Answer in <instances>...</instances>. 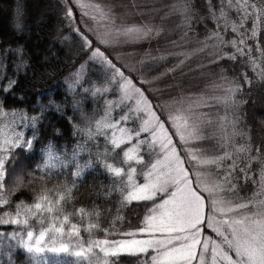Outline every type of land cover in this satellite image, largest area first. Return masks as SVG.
I'll return each mask as SVG.
<instances>
[{"label":"trees","instance_id":"16d2710c","mask_svg":"<svg viewBox=\"0 0 264 264\" xmlns=\"http://www.w3.org/2000/svg\"><path fill=\"white\" fill-rule=\"evenodd\" d=\"M170 1L174 3L173 0ZM177 1L183 7L182 0ZM259 2L264 4V0ZM212 3L218 15L219 0H212ZM173 17L176 22V31L172 34L175 36L173 42L194 44V47L188 48V53L195 58L193 62L197 66L196 70L192 71L183 69L185 80L177 81L176 86L180 88L181 94L188 97L190 96L187 94L196 93L199 86L201 87L198 89L203 91L209 89L201 100L211 107H200L198 112L200 126H203L201 114H206L207 119L214 121L205 128V135L215 132L219 137V118L226 114L229 119L233 118L232 111L226 109L218 100L226 95L224 89L230 86L241 88L234 97L238 102L235 115L240 118L236 129L246 135L243 138L236 136L234 140L236 146L250 145L252 151L240 153L238 163L243 167L247 163L246 157H260V161L253 162L248 172L251 179L245 181L240 178L236 181L240 195L249 196L256 190L254 181L259 180L260 169L264 166V80H260L253 72L247 57L237 56L235 61L221 59L218 63L213 62V54L216 51L213 45L217 41H208V47L212 45L211 49L205 47L204 43L209 32L216 30V23L209 18L206 0H190L187 22L178 10H175ZM229 17L233 21L238 20L234 11L229 12ZM245 27L251 29L252 23L248 22ZM257 31L259 44L264 47V31H261L260 27ZM65 32L67 24L62 0H0V104L3 105L4 113L0 115V130L9 135L22 133L23 142L32 141L30 149L21 146L8 153L5 188L2 191L10 203L0 205V214L9 212L15 216L17 204L23 202L32 206L37 202V196L44 194L54 202L59 201L58 206L63 211L58 213L54 209L51 213H43V226L46 227L55 220L56 227H60L64 216L71 213L68 222L64 224V232L69 231L71 224H76L80 230L79 237L69 238L64 235L58 238L56 246L59 247L62 242L67 245L69 252L45 251L35 254L27 252L20 243V237L27 240V230H32L34 235L38 234L42 226L35 217L29 219L27 226L0 225V232L5 234L0 239V264H36L37 260L39 264H104L105 259L108 264H141V261L151 256V251L147 255L130 256L120 253L117 256L109 254L105 257L99 248L94 247L92 252L95 255L85 251L87 259L72 254L82 251L77 247L78 239L84 241L83 250H86L89 239L111 241L127 238L107 233L129 232L142 227L151 202L122 205L120 193L111 191L113 181L120 178L113 177L103 167V163L106 160L115 166H121L118 161L122 160L123 148L115 149L104 133L95 134L93 138L88 136V130L96 133L95 122L104 109L105 98L103 94L93 93L92 86L103 83L105 73L98 62L91 60L87 62L86 73L74 90H69L63 85V77L69 68L79 64L88 54L86 45L75 33H71L68 39H61L62 33ZM234 38L235 34L231 30L224 36L225 40ZM92 44L94 45V42ZM248 44L254 45L255 41L249 40ZM191 48H197L193 55ZM219 50L227 53L234 51L230 46ZM258 55L254 50L253 56ZM179 57L180 55L171 54L145 59L141 65L143 74L146 79L156 76L163 80L167 78L170 87L175 80L170 73V77L164 74L175 70ZM178 73L176 75L179 77ZM243 73L247 74L250 84L245 82ZM225 78L237 83L229 85ZM134 79L136 82L143 81L135 74ZM10 81L15 83L5 91ZM215 85L224 87L217 88ZM144 90L150 97L151 92L147 88ZM33 116L37 117L35 123L28 119ZM217 143V139H206L200 141L199 145L211 150ZM257 148L260 149L259 153L256 152ZM216 151L223 152L224 149L216 148ZM143 154L149 157L147 153ZM228 163L231 161H225V164ZM78 169L80 176L75 175ZM235 176L241 177L242 174L237 171ZM66 189L72 190L70 198ZM61 194L65 195L62 200ZM81 208L85 210L84 213L80 212ZM39 215L40 213H37V216ZM20 219H24L23 213ZM92 224L97 225V228L86 232L85 229ZM13 232L20 234L17 240L11 239L10 234ZM51 235L52 233H49V236Z\"/></svg>","mask_w":264,"mask_h":264},{"label":"snow or ice","instance_id":"6c2138e0","mask_svg":"<svg viewBox=\"0 0 264 264\" xmlns=\"http://www.w3.org/2000/svg\"><path fill=\"white\" fill-rule=\"evenodd\" d=\"M183 7L178 9L188 20L190 12V0H182ZM209 11V18L216 23V30L209 32L204 43L208 47V41H217L213 47L216 51L213 54V62L218 63L221 59L235 61L237 56L247 57L248 62L254 73L260 80H264V47H261L258 40L257 28L264 31V4L259 0H219V14L214 9L212 0H206ZM234 11L238 17L233 21L229 17V12ZM71 16V10L68 13ZM220 21H223L221 24ZM251 22L252 28L248 29L245 25ZM243 29V30H242ZM231 30L235 34L232 40H225L224 36ZM151 29L129 28L125 30V35L138 34L141 38H146ZM250 32V35L248 33ZM86 42V37H82ZM255 41L254 45H249L248 41ZM224 46H230L233 52H222ZM243 46V47H242ZM202 50V49H201ZM256 51L258 57L253 56ZM94 57H99L106 61L120 77L123 83L120 85L124 92L123 99H136L138 112H148L149 119L144 120L141 128L137 130L136 137L141 133H149L150 141H139L138 144L122 149L123 159L118 161L123 166H115L114 163H108L106 160L103 167L118 181H113L111 191H118L122 196L121 204H131L133 202H151L152 207L148 209V215L143 219V226L129 232H108L107 235H121L131 237V239L121 240H92L87 241L88 247L84 249V241L77 240V247L82 251H76L72 254L76 257L87 259L85 251L92 252L94 247L99 248L100 252L108 257L109 254L117 256L121 252L130 256L147 255L151 250L154 254L147 260L141 261V264H264V166L259 172V180L254 181L256 190L249 196H241L238 189V181L243 178L245 181L251 179L248 172L253 162H259L260 157L248 156L247 163L241 167L238 163L240 153H250V145H235L236 136L244 137L246 133L236 129L239 122V116L235 115V109L238 102L234 100L235 94L241 91L239 86L225 88L226 95L218 98L219 102L224 104L226 109L232 111L233 118L229 119L226 114L220 117V136L215 132L205 135V128L214 123L207 119L206 114H201L203 126L192 124L191 131L187 137L177 127L173 135H179L182 144H187L191 140L197 146L194 148H181L177 151L176 144L172 141V136L167 134L164 123L156 118L144 98L143 93L133 82L124 76L99 48L93 51ZM246 83H251L246 73L242 74ZM229 85L237 82L227 81ZM15 81H10L8 91ZM217 88L223 85H215ZM87 91V90H86ZM101 91L97 89V92ZM103 91H107L104 89ZM139 97V99H137ZM179 102V101H178ZM211 107L206 101L196 102V108ZM3 113V105L0 104V115ZM15 115V114H13ZM163 115V112H161ZM27 118V117H22ZM35 123L37 117H30ZM122 119H127L124 117ZM187 123V122H186ZM116 128L115 124L105 121L96 123V133L88 130L89 138L95 134H103L102 129ZM230 130V131H229ZM120 136L113 133L110 143L115 149H120L121 145L132 136L125 129H119ZM22 133H13L0 130V205L10 203L9 198L2 191L5 188L6 162L9 160L10 150L24 146L31 148L32 141L23 142ZM14 137V138H13ZM126 138V139H125ZM206 139H217L218 143L213 149H205L199 146V142ZM148 144L149 159L145 161L143 155H139L140 145ZM216 148L224 149L223 152H217ZM231 149V150H229ZM257 148L256 152L259 153ZM107 155V153L105 154ZM153 157L155 159L153 160ZM52 158L51 145H49V160ZM193 160L197 161L195 167L199 168L195 177L190 178L189 172L193 166ZM225 161L231 163L225 164ZM187 164L190 167L186 168ZM49 165H45L48 167ZM54 167V165H52ZM137 166H140L139 172ZM239 171L242 176L237 177L235 173ZM78 169L75 173L80 176ZM139 177V179L137 178ZM203 179L204 187H200V180ZM71 189H66L68 198L71 196ZM206 194V195H205ZM65 195L61 194L60 199ZM59 201H53L48 195L41 194L37 196V202L28 206L20 202L16 206L15 216L9 212L0 214V225H29V219L35 217L42 226L38 234L34 235L32 230H27V240L20 237L18 232L10 234L11 239L17 240L20 237V243L29 253H43L45 251L52 253H67V245L59 242V237L67 235L79 237L80 230L76 224H71L67 233L64 232V224L68 222L69 215H65L60 222V227H56L55 220L45 224L43 213L54 211L62 212ZM207 208V215L204 209ZM34 209V210H33ZM81 208L80 212L84 213ZM24 219H20L21 214ZM37 213H40L37 216ZM201 225L212 230L220 238L219 243L211 237H201ZM97 228V225H89L86 232ZM49 233H52L49 236ZM159 233L160 238L156 235ZM147 238H136L139 235H145ZM5 234L0 232V239ZM46 237L48 239L46 240ZM71 240L69 239V243ZM51 245V246H50ZM211 245V246H210ZM235 257V258H234ZM35 258V257H34ZM99 259V258H97ZM36 264H39L37 260ZM104 264H108L105 259Z\"/></svg>","mask_w":264,"mask_h":264},{"label":"rangeland","instance_id":"374dc122","mask_svg":"<svg viewBox=\"0 0 264 264\" xmlns=\"http://www.w3.org/2000/svg\"><path fill=\"white\" fill-rule=\"evenodd\" d=\"M62 2L67 32L62 33L61 39H68L71 37V33H75L88 49L86 58L76 66L69 68L64 75L63 85L65 84L64 86L69 90H74L86 73L88 61H96L102 66L105 81L99 85H93L91 91L105 96L104 109L101 116L96 120L95 126L98 121L102 120L116 125L115 129H102V133L108 137L109 142L113 133L118 137L120 136L119 129L127 130L132 136L130 141L125 138L126 142L121 145L123 149L136 145L141 140L150 141L149 133H141L138 138L136 137L137 130L141 128L144 120L149 119V115L147 111L138 112L136 110L138 108L136 99H123L124 92L120 87L123 81L106 61L93 56V51L97 48L124 73L125 77L141 90L152 114L162 122L166 121L164 128L167 134L172 136L177 151L180 152L182 147H196L197 145L191 140L187 144H182L179 135H173L176 128L179 127L187 137L188 132L192 130L191 125L200 123L198 113L200 111L199 108H196V102L200 101L209 90L207 88L203 91L198 89L201 87L199 86L196 93L192 95L188 93L187 95L190 96L188 97L181 94L180 88L178 89L176 86L178 82L185 80L183 69L184 71L186 69L192 71L196 70L197 67L196 63L193 62L195 58L193 59V56H189L188 53V48L195 45L191 42L187 44H183L181 41H178V43L173 42L175 36H172V34L176 31L173 13H175V10L182 8L180 2L177 0H173L174 3H171L170 0H62ZM69 10H71V16L68 15ZM129 28H147L151 29V32L146 38H141L138 34L125 35V30ZM82 37H86L91 45L89 46ZM92 42H94V45ZM208 48L211 49L212 45H209ZM190 51L193 55L197 48H191ZM171 54L174 56L180 55L175 68L177 71L171 70L164 74L168 77H170L169 73L171 74V77L175 80L173 85L169 87L167 78L163 80L156 76L146 79L141 68L145 59L165 57ZM180 71L181 73H178ZM134 74L143 81L136 82ZM173 86H176V88ZM145 88L151 92L150 97L144 93ZM97 89L101 91L97 92ZM104 89H107V91H103ZM161 89L163 91H160ZM161 112H163V115H161ZM124 117H127V119H122ZM143 152L149 155L147 143L140 145L138 153L143 155L145 161H147L149 157L145 156ZM154 159L155 157H153ZM196 164L197 161L193 160V166L189 172L190 178L195 177L196 173L200 171L199 168L195 167ZM184 167L189 168L190 166L185 164ZM137 178L139 179V177ZM200 187H204L203 179L200 180ZM151 207L152 203L149 208ZM204 213L207 215V208L204 209ZM201 228L200 238L202 240L205 237H211L219 243L220 238L211 229L204 225H201ZM156 235L164 238L159 233H156ZM136 238H147V236L146 234L139 235ZM121 239H131V237L115 240ZM153 254L151 251V255Z\"/></svg>","mask_w":264,"mask_h":264}]
</instances>
